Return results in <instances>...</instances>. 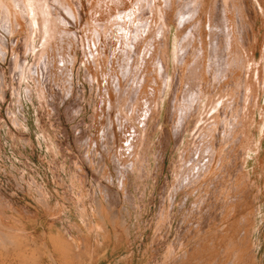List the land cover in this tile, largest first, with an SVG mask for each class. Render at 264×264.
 I'll use <instances>...</instances> for the list:
<instances>
[{
	"label": "bare ground",
	"instance_id": "6f19581e",
	"mask_svg": "<svg viewBox=\"0 0 264 264\" xmlns=\"http://www.w3.org/2000/svg\"><path fill=\"white\" fill-rule=\"evenodd\" d=\"M42 116L53 118L50 134L62 132L68 151L72 144L81 153L70 159L78 175L66 174L71 185L62 184L75 191L60 205L30 163L17 170L37 194V208L53 216L63 208L66 221L77 214L76 234L72 227L59 232L71 247L99 227L94 218L102 221L106 209L130 239L145 214L138 206L129 211L132 192L145 197L173 145L171 179L158 189L154 244L176 235L159 264L261 258L255 234L264 243V0H0V146L19 139L30 154L46 147L63 169ZM153 136L162 144L149 163ZM54 177L60 185L61 174ZM89 179L96 189L86 194ZM96 191L110 197L105 206ZM119 202H126L121 215ZM6 210L17 212L0 197V264H37L15 235H24L21 222ZM42 243L37 259L54 264ZM158 248L146 264H157Z\"/></svg>",
	"mask_w": 264,
	"mask_h": 264
},
{
	"label": "rangeland",
	"instance_id": "374dc122",
	"mask_svg": "<svg viewBox=\"0 0 264 264\" xmlns=\"http://www.w3.org/2000/svg\"><path fill=\"white\" fill-rule=\"evenodd\" d=\"M84 99H85L84 104L86 105V107L90 106V109H91V107H93V105H94L93 97L91 99V97H89L87 92H86ZM86 113L87 114H85L83 117H84L85 122L88 123L87 116L90 114V111H88V112L86 111ZM42 117H43V119H42L43 124L47 128L45 131L50 134V130L55 129V126L51 124L53 122V118L52 117L47 118L45 116H42ZM78 117L79 116H77V118ZM77 118L75 119V121L77 120ZM60 121L63 122L64 118L61 117ZM65 126H67L66 123H65ZM48 127H50V128H48ZM61 133H60V131H57V133H55V134H57L56 136L54 135V133H51L50 137L52 139H54L55 141L57 140V143L59 144L58 145L59 146L58 147L59 152L57 151V157L60 160V162L62 163L63 169H60V167H61L60 165H55L51 161V158H49L50 155L48 153V151L49 152H51V151L47 150L46 147L44 149L37 148L32 154H30L31 150L28 147H23L24 145L19 142V139H16V141L15 140H6V142L8 144L4 145V147L0 146L1 147L0 151L2 152V157H3V160L2 161L0 160V197L7 206L13 207L17 211L16 213H14L11 210H6L8 213L12 214L14 219L17 218L21 222L22 227L25 230L24 235H23V233L19 234L17 232H15V235H17V237L21 243H25V245L29 244L28 246H26L27 247V255H28L27 259L30 262L33 261V259H35V261L38 262L37 264H47L45 261V258L41 257L39 260L37 259V252L42 250L41 243L46 242L47 247L49 248V250L51 251V253L53 255L54 264H84V263L85 264H146L145 258H147V257L153 258L154 254L156 255L157 247H159V248H158V254L156 257V259H157L156 263L157 264L161 263L163 261V258H164L163 254L166 251V247L168 245V242L171 243V241L173 239H175L174 236L176 235V233L173 231L168 236V242H163L160 244H157V243L154 244V234H153V232H154V221H155L154 215H155V212L157 211V208L159 205V194H158V192H159L160 186L163 184V182L165 180L170 181V179H171L167 175L168 168H169V167L167 168V166H169V162L172 161V158L173 159L176 158V150H172L173 145L167 146L166 153H165L166 155H165L164 170H163L162 174L159 175L157 182L154 184V176L152 177V182H147V183L145 180H143L144 178H140L143 181H139L138 182L139 184L146 183V184H148L149 187H151V188H149V187L147 188L148 191L146 190L147 193L145 192V197H142V194H140L139 191H137L135 193L132 192L134 200H135V198H136V200L133 201V198H132V204H134V208L129 209V211H132V213L135 214L136 211H138L137 208L139 207V208H142L143 211H145V214L143 213L144 215L141 216V219H140L141 221L139 222V226L132 232V236L130 237V239L125 238V236L122 232L121 226H119L120 223H118V222H120L119 217L116 220L114 219V221H113L112 216L109 215L110 213L108 214V211L106 209L105 210L106 213H105L102 221L95 219L96 217L94 218V220L97 221V224L99 226L98 227L99 231H98V228L97 229L94 228L88 234L84 232L83 235L80 236V237H83V240H80L79 246L77 244H75L74 245L75 247H73V246L71 247V245L69 244L70 241L68 242V240H67L68 238L63 237L59 232H61V230H63L64 228L68 229V227H72L71 231L73 232V235H75L76 230H75L74 226L72 225V222H74L77 225H80V220H79V217L77 216V214L74 212L73 215H75V216L71 217V219H69V221H66L65 217H63L64 216L63 208L59 209V214L56 216L55 215L53 216L50 212H45L41 208H37V206L34 204V200L32 199V197L35 198L37 196V194H34L33 193L34 191L31 188V186L27 185L26 177H24V179L19 177V173L17 170V168H19L21 170L24 169V171H26L27 170V168H25L27 166L26 164L30 163L34 172L38 173V175H37L38 182H41L42 184L44 183L45 185H47L48 189H51V191H53V190L57 191L58 194L55 197L56 200L58 199L57 201L60 202V205L64 204L66 206V203H65L66 199L65 198H69L71 191L74 192L75 188H76V186H75V187H72L71 189H69V188L67 189V187L64 186V185H66V186L71 185L70 179L66 176V174H68L70 172H75V175H78L74 169L75 166L72 165V163H70V161H71L70 159H73L75 156H77L78 151H76V150H79V149L78 148L76 149V147L71 144L72 152L68 151L69 148L65 144V141L67 138L65 139ZM158 135L159 134H157V136ZM33 136H35V135H33ZM262 136L264 137V132L262 133ZM153 138L154 139L152 140L151 148L147 149V152H146V154H148V156L150 158L149 163L153 162L154 154L156 155V153H158V150H159L158 148H160V146L162 144V141H160L161 139L157 140V138L154 136H153ZM263 146H264V140L262 141V144L260 146V149H261L260 152L264 151ZM72 147H74V149ZM73 154L74 155L76 154V155L74 156ZM37 155H39V156H37ZM71 155L73 156V158ZM78 155L80 156L81 153H79ZM42 157H44V158H42ZM60 162L58 164H60ZM250 164H251V161H249V165ZM80 165L83 167V169L85 168V166L82 163H80ZM252 166H253V163H252ZM109 168H111V166ZM253 170H255L254 167L252 169V173H251L250 178L255 176ZM153 171H154V168H153ZM58 174H61V179H62V181L61 180L59 181L60 185H57L58 183L57 184L55 183L56 177H54V176H56ZM75 179L77 180V178H75ZM131 180H132V178H130V182H131ZM88 182L89 183H86V187H87L86 194L90 191V189H96V186H95L96 183L93 180L89 179ZM62 184H64V185H62ZM101 184L102 185L106 184L104 182V179H102ZM88 186H89V188H88ZM166 189H165V191L167 193ZM254 190H256V188H254ZM96 193H97V196H99L98 198L102 202L103 206H105L106 205V204H104L105 199H110V197L108 198V196H105L106 198L105 197L101 198V196L103 194L100 195V194H98L97 191H96ZM139 194H140V196H139ZM253 194H254V191H252L249 194L248 201H250V202H247V203H251L252 201H254V199L252 198ZM136 195L138 198L136 197ZM87 198L89 199L90 197L87 195ZM262 201H263L262 199L259 200L260 203H262ZM121 204L122 203L119 202L116 204V207H114L115 211L118 212V214H120L122 212L124 214L123 205L126 206V202L123 203L122 205ZM28 214H29V216H28ZM237 215L240 216L239 213ZM259 215H264V206H262L260 208ZM105 216H107L108 218L105 219ZM115 216H117V214ZM12 219L13 218L11 217V219L8 220V223L10 221V224L12 226H14V227L19 226V225H17V223H15V220L14 219L12 220ZM103 221H104V223H102ZM259 222H261V221H259V216H258L255 227H258ZM48 223H50V224H48ZM206 230H210V229L208 228ZM85 236H86V238H85ZM139 236H142V238L139 239L138 238ZM48 237H50V238H48ZM152 238H153V240H152ZM126 240H128V241H126ZM255 240H257V242H258V251L261 255V258H258L256 264H264V243H263V241H261L259 233L255 234ZM30 241L32 243H30ZM127 242H129V243H127ZM192 242H193V239H192ZM192 242H190L189 244L191 245ZM51 243H52V245H51ZM32 244L33 245L36 244V251H34V253H32L33 255H31V253H30L31 250L33 249ZM53 246H56L58 248V250H57V248L55 249V247H53ZM88 250H90V251H88ZM74 254H75V256H74ZM88 257H89V259H88ZM32 263L33 262H31L29 264H32Z\"/></svg>",
	"mask_w": 264,
	"mask_h": 264
}]
</instances>
